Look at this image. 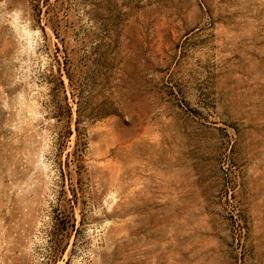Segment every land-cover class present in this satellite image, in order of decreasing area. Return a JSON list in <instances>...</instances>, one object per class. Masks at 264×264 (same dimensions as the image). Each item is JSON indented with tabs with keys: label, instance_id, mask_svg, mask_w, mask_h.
Returning <instances> with one entry per match:
<instances>
[{
	"label": "rangeland",
	"instance_id": "374dc122",
	"mask_svg": "<svg viewBox=\"0 0 264 264\" xmlns=\"http://www.w3.org/2000/svg\"><path fill=\"white\" fill-rule=\"evenodd\" d=\"M0 264H264V0H0Z\"/></svg>",
	"mask_w": 264,
	"mask_h": 264
},
{
	"label": "trees",
	"instance_id": "16d2710c",
	"mask_svg": "<svg viewBox=\"0 0 264 264\" xmlns=\"http://www.w3.org/2000/svg\"><path fill=\"white\" fill-rule=\"evenodd\" d=\"M61 83L63 84V81L61 80ZM80 142V134H79V141L77 142V148L74 151V161L76 165L80 168L81 160H82V150L78 146ZM80 172V170H78ZM73 195L74 198H68L65 202V205H63V208L60 210H57L56 216H55V228H54V240L55 243L59 242L58 238L60 235L66 236L67 233H69V230L75 229L76 228V217L75 213L73 210V206L71 205L72 203H76L77 201V191L75 188H73ZM67 203L70 205L67 206ZM66 234V235H65ZM57 246V244H56ZM58 248V246L56 247Z\"/></svg>",
	"mask_w": 264,
	"mask_h": 264
}]
</instances>
